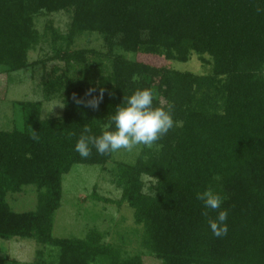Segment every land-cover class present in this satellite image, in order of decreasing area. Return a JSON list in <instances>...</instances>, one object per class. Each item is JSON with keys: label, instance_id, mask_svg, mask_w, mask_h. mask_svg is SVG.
I'll return each instance as SVG.
<instances>
[{"label": "trees", "instance_id": "trees-1", "mask_svg": "<svg viewBox=\"0 0 264 264\" xmlns=\"http://www.w3.org/2000/svg\"><path fill=\"white\" fill-rule=\"evenodd\" d=\"M57 14L69 17L65 30L53 19L38 29L39 16ZM91 35L102 40L101 51L76 47ZM38 48L43 55L31 63ZM122 53L182 63L196 54L210 70L160 68ZM50 62L56 65L42 79L43 100L59 99L62 117L43 118L41 101L14 102L23 128L0 130V241L41 247L33 262L6 255L7 264H143L146 254L162 264H264V0H0V73ZM137 88L152 89L155 106L174 104L180 126L152 148L140 146L132 160L94 148L81 158L74 147L83 127L99 135ZM101 93L96 109L76 102ZM110 162L121 196L93 197L133 210L139 244L133 254L98 229L83 239L53 234L63 177L76 165ZM31 186L37 209L16 213L8 194ZM208 187L228 209L223 238L208 226L216 214L204 216L196 199ZM1 254L0 246L3 264Z\"/></svg>", "mask_w": 264, "mask_h": 264}, {"label": "rangeland", "instance_id": "rangeland-1", "mask_svg": "<svg viewBox=\"0 0 264 264\" xmlns=\"http://www.w3.org/2000/svg\"><path fill=\"white\" fill-rule=\"evenodd\" d=\"M53 19L57 26L65 30L69 17L66 14L54 16H39L37 27L43 31L45 23ZM102 40L94 35L84 36L77 42V48L87 47L102 50ZM46 51L48 50L45 48ZM45 51V52H46ZM128 59H135L152 66L173 69L181 72H192L197 75L208 74L210 68L205 67L193 55L189 62L169 61L163 57L122 53ZM40 48L30 55V62H36L41 56ZM56 63L46 66H36L7 75L0 73V130L12 131L23 128V114L19 105L14 102L41 101L43 102V118H61L64 106L59 99L50 102L43 100L41 82L50 73ZM139 151V150H138ZM137 150L118 152L117 160H132ZM113 163L105 167L76 165L71 172L63 177V198L60 209L55 214L53 234L56 238L83 239L91 229H98L106 235V241L125 246L130 254L138 251V241L133 236V210L124 205L121 209L115 205L96 200L99 197L117 201L121 192L113 182L111 175ZM147 182V179H145ZM148 183V182H147ZM148 187V186H147ZM7 201L16 213L32 212L37 209V193L34 187H28L23 193L8 194ZM1 258L7 264L6 255L21 263H31L36 259V252L41 247L33 240H2ZM143 264H162L149 255H144Z\"/></svg>", "mask_w": 264, "mask_h": 264}, {"label": "clouds", "instance_id": "clouds-1", "mask_svg": "<svg viewBox=\"0 0 264 264\" xmlns=\"http://www.w3.org/2000/svg\"><path fill=\"white\" fill-rule=\"evenodd\" d=\"M138 78L133 75V82ZM92 91L94 90L90 89L86 95L90 96ZM102 97L103 93L99 99L93 97L87 101L76 102L96 109ZM179 126L180 122L174 118V104L170 103L167 107L155 106L153 90L137 88L131 95L124 96L123 102L108 116L99 135L92 134V129L85 125L74 151L81 158H88L93 148L100 155L118 153L121 150L138 152L140 146L152 148L157 145L170 131ZM196 199L201 202L204 216H208L210 212L216 214L214 218L208 219L213 236L226 237L229 232V213L228 209L223 207L224 198L212 187H208L197 192Z\"/></svg>", "mask_w": 264, "mask_h": 264}]
</instances>
